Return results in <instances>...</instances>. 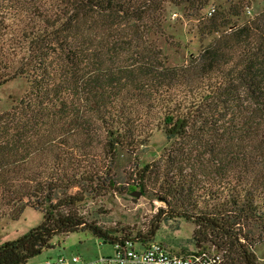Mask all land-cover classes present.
Returning a JSON list of instances; mask_svg holds the SVG:
<instances>
[{
  "label": "trees",
  "instance_id": "obj_1",
  "mask_svg": "<svg viewBox=\"0 0 264 264\" xmlns=\"http://www.w3.org/2000/svg\"><path fill=\"white\" fill-rule=\"evenodd\" d=\"M39 3L42 28L26 37L25 72L0 78L2 86L27 75L29 84L0 114V220H18L27 207L44 217L0 244V264H26L79 231L153 241L154 231L111 232L78 212L125 192L116 180L122 157L138 160L127 185L166 206L158 217L194 226L195 250L214 251L223 264H264L255 254L264 243V9L239 24L232 18L241 6L199 17L200 0ZM169 4H185L200 37H212L175 66L147 42L164 36ZM155 130L170 146L157 162L139 163Z\"/></svg>",
  "mask_w": 264,
  "mask_h": 264
},
{
  "label": "rangeland",
  "instance_id": "obj_2",
  "mask_svg": "<svg viewBox=\"0 0 264 264\" xmlns=\"http://www.w3.org/2000/svg\"><path fill=\"white\" fill-rule=\"evenodd\" d=\"M200 1L206 6L200 13L198 12L199 17H206L208 10L212 7L215 9V14L227 10L229 7L241 6L243 9L248 7L250 14L242 12L238 19L232 18L239 24L245 18L253 17L264 9V0ZM39 2L41 0H0V78L10 73L8 70L14 73L15 70L19 71L22 67L25 72L23 64L27 63L30 50L26 37L28 32H35L42 28ZM45 4L46 14L48 12L51 14L48 4ZM184 7L185 4L181 7L166 5L164 36H150L147 41L148 44L160 51L169 66L182 64L189 55H196L212 39V37H208L204 40L200 37L199 22L194 17L195 14L190 13ZM103 53L102 51L100 54ZM110 54V52H106L104 56L107 58ZM58 62L59 59L52 55L51 66L53 67L54 63ZM25 76L14 75L7 83L0 86V114L10 111L29 93L28 79ZM169 146L170 143L161 131L155 130L145 149H141L137 154L139 163L157 162L163 151ZM136 163L138 160L134 158L122 157L117 164L116 180L118 184L127 186L122 195L111 192L97 199L87 200L79 205V214L111 232L123 230L132 233L133 236L138 232L147 236L154 231L155 235L152 240L162 244L168 252L174 255L196 251L191 241L194 229L191 223L184 220L165 221L162 216L158 217V210L166 209L164 203L152 197L149 192L143 194L139 189L127 185L130 183L127 177ZM137 192L142 194L137 196ZM43 217L42 211L27 207L18 220L1 219L0 244L15 240L36 228L42 223ZM53 243L55 244L54 248L42 251L26 264H44L46 260L56 258L61 254L93 259L111 253V246L107 245L106 240L97 238L88 232L79 231L65 237H58L54 239ZM255 254L260 259H264V243L255 247Z\"/></svg>",
  "mask_w": 264,
  "mask_h": 264
},
{
  "label": "built area",
  "instance_id": "obj_3",
  "mask_svg": "<svg viewBox=\"0 0 264 264\" xmlns=\"http://www.w3.org/2000/svg\"><path fill=\"white\" fill-rule=\"evenodd\" d=\"M214 13L212 7L207 16L211 17ZM245 13L250 14L248 7H245ZM106 242L111 246V253L107 255L85 259L78 255L61 254L44 264H223L221 255L214 251L196 250L174 255L155 241L143 243L138 239L118 237Z\"/></svg>",
  "mask_w": 264,
  "mask_h": 264
},
{
  "label": "water",
  "instance_id": "obj_4",
  "mask_svg": "<svg viewBox=\"0 0 264 264\" xmlns=\"http://www.w3.org/2000/svg\"><path fill=\"white\" fill-rule=\"evenodd\" d=\"M141 194H142L141 192H137V193H136L137 196H138V195H141Z\"/></svg>",
  "mask_w": 264,
  "mask_h": 264
}]
</instances>
